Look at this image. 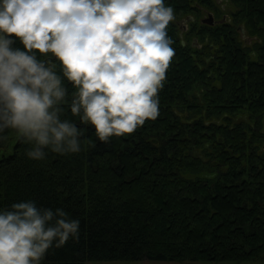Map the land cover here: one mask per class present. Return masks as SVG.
<instances>
[{"label": "trees", "instance_id": "obj_1", "mask_svg": "<svg viewBox=\"0 0 264 264\" xmlns=\"http://www.w3.org/2000/svg\"><path fill=\"white\" fill-rule=\"evenodd\" d=\"M169 2L176 16L214 6ZM232 2V21L169 24L176 53L161 112L134 134L105 143L81 125L96 143L45 161L29 160L15 137L0 146V203L35 196L82 219L79 241L44 264L264 261V0Z\"/></svg>", "mask_w": 264, "mask_h": 264}, {"label": "clouds", "instance_id": "obj_2", "mask_svg": "<svg viewBox=\"0 0 264 264\" xmlns=\"http://www.w3.org/2000/svg\"><path fill=\"white\" fill-rule=\"evenodd\" d=\"M231 0H218L227 9ZM169 0H0V146L29 160L134 134L161 112L175 57ZM82 219L35 196L0 203V264H44Z\"/></svg>", "mask_w": 264, "mask_h": 264}, {"label": "rangeland", "instance_id": "obj_3", "mask_svg": "<svg viewBox=\"0 0 264 264\" xmlns=\"http://www.w3.org/2000/svg\"><path fill=\"white\" fill-rule=\"evenodd\" d=\"M200 9L193 10L190 14H184L182 16H176L175 20L177 21V23L180 24V26L182 28H183V26L187 25L186 30L191 29V27L193 25L201 26L203 24H207L209 26H216L217 24H219V23H217V24L215 23L214 25H211L210 23L204 22L203 20L208 17V11L211 12V10H209V8H205V7H200ZM236 9H237V6L232 2V0H231L230 4L226 10L222 9L219 6L218 0H214V6H213L212 13L214 12V15L216 18H222L226 15L227 21H232L233 20L232 13ZM239 36L242 37L243 43L249 44V46H252L255 42V37H253L249 33V31L246 29V27L244 28V25H243V30L241 31ZM193 38H197V37L194 35ZM251 56L253 58H256L257 55L255 52L252 51ZM198 91L200 92V90H198ZM243 116L245 119H248L246 114H242L241 117H243ZM238 119H240V118H238ZM261 146H262V143H261ZM260 151L262 152V149H260ZM263 262L264 261H262L260 259H255V258H245V259L239 258V259H225L222 261H217L215 263L202 262V261H200V262L192 261L191 263H188V264H262ZM152 263H156V262L151 261L149 259H144V260L116 259V260H100V261L87 262V264H152Z\"/></svg>", "mask_w": 264, "mask_h": 264}, {"label": "flooded vegetation", "instance_id": "obj_4", "mask_svg": "<svg viewBox=\"0 0 264 264\" xmlns=\"http://www.w3.org/2000/svg\"><path fill=\"white\" fill-rule=\"evenodd\" d=\"M209 12L210 11H208V14H209ZM207 18H209V15H208ZM224 20H226V15L224 17H222V18H216L215 15H214V12H213V23H210V24L214 25L215 23L217 24V23H220V22H222Z\"/></svg>", "mask_w": 264, "mask_h": 264}, {"label": "water", "instance_id": "obj_5", "mask_svg": "<svg viewBox=\"0 0 264 264\" xmlns=\"http://www.w3.org/2000/svg\"><path fill=\"white\" fill-rule=\"evenodd\" d=\"M209 18H205L203 21L207 23H213V13L209 12Z\"/></svg>", "mask_w": 264, "mask_h": 264}]
</instances>
